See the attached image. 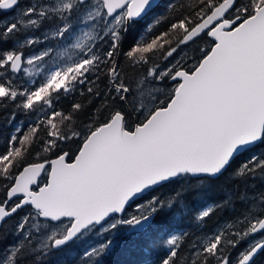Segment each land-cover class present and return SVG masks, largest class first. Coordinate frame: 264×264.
I'll use <instances>...</instances> for the list:
<instances>
[{
    "label": "snow or ice",
    "instance_id": "snow-or-ice-1",
    "mask_svg": "<svg viewBox=\"0 0 264 264\" xmlns=\"http://www.w3.org/2000/svg\"><path fill=\"white\" fill-rule=\"evenodd\" d=\"M18 5L0 0V264H105L125 241L145 264H264V0Z\"/></svg>",
    "mask_w": 264,
    "mask_h": 264
},
{
    "label": "trees",
    "instance_id": "trees-1",
    "mask_svg": "<svg viewBox=\"0 0 264 264\" xmlns=\"http://www.w3.org/2000/svg\"><path fill=\"white\" fill-rule=\"evenodd\" d=\"M166 2L167 0L161 1L162 6L159 9L160 12L164 11L163 5ZM27 4H28L27 2L26 3L21 2L20 5H18V7L22 8ZM0 14L3 16V17H0V19L5 18L8 21H12L14 18V16H10V14H5L4 12H0ZM37 35H39V33H37ZM203 46L207 47V44H204ZM189 54L191 53L189 52ZM129 71H133V70L130 69ZM69 103L70 101L64 102L63 107L67 109ZM3 117H4V114L0 113V150H2L5 137H7L8 134L12 130L11 126L7 124L6 119H4ZM20 119H22V117L18 115L17 120H20ZM25 124H27V121H25ZM73 151H74V148H73ZM258 151H264V148L258 149ZM51 158H55V156L53 155ZM30 159L32 161H35L36 158L33 156ZM230 175L231 174L229 173L228 176L216 181L214 184L211 185V190L208 193L209 199L221 198L219 188H221L226 182H228ZM191 182L195 184V180H192ZM220 218L221 217L219 216L213 217L212 220L208 224L207 230H211V228ZM185 226L187 227V222L185 223ZM139 249H141V247L139 246L137 242L125 241L123 242L121 247L117 248L110 256L105 258V264H140V263L133 262L132 259L128 257V253H131L132 251L139 250ZM146 260L147 259H144L142 261V264H145ZM52 264H73V262H72V258L68 256L67 254L59 253L54 256L52 260Z\"/></svg>",
    "mask_w": 264,
    "mask_h": 264
},
{
    "label": "rangeland",
    "instance_id": "rangeland-1",
    "mask_svg": "<svg viewBox=\"0 0 264 264\" xmlns=\"http://www.w3.org/2000/svg\"><path fill=\"white\" fill-rule=\"evenodd\" d=\"M20 1H22V2L24 1V3H26V2L29 3V0H20ZM15 15H16V11L11 16L15 17ZM3 20H5V18ZM39 47H43V46L40 45ZM25 79H27V78H25ZM128 257L131 258L133 262L140 263V264H142V261L144 259H149V257L142 251V249L135 250V251H132L131 253H128ZM152 258H154V257H152Z\"/></svg>",
    "mask_w": 264,
    "mask_h": 264
},
{
    "label": "flooded vegetation",
    "instance_id": "flooded-vegetation-1",
    "mask_svg": "<svg viewBox=\"0 0 264 264\" xmlns=\"http://www.w3.org/2000/svg\"><path fill=\"white\" fill-rule=\"evenodd\" d=\"M22 1H20V3H21ZM24 2V1H23ZM15 12V10H13V11H11V12H4L5 14H10V16L11 15H13V13ZM0 17H3L1 14H0ZM4 18H1L0 20H3Z\"/></svg>",
    "mask_w": 264,
    "mask_h": 264
},
{
    "label": "water",
    "instance_id": "water-1",
    "mask_svg": "<svg viewBox=\"0 0 264 264\" xmlns=\"http://www.w3.org/2000/svg\"><path fill=\"white\" fill-rule=\"evenodd\" d=\"M162 1V0H161Z\"/></svg>",
    "mask_w": 264,
    "mask_h": 264
}]
</instances>
